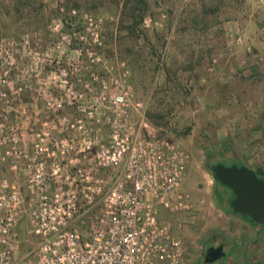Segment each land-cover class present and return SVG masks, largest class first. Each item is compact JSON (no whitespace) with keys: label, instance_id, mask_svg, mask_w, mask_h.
I'll return each mask as SVG.
<instances>
[{"label":"rangeland","instance_id":"rangeland-1","mask_svg":"<svg viewBox=\"0 0 264 264\" xmlns=\"http://www.w3.org/2000/svg\"><path fill=\"white\" fill-rule=\"evenodd\" d=\"M117 74L156 135L190 156L183 190L192 207L173 214L187 259L225 236H250L208 160L233 158L264 175V3L0 0V174L24 180L2 158L12 139L25 150L35 132L81 140L64 127L91 122L86 111L121 88ZM19 222L25 250L35 236L24 215Z\"/></svg>","mask_w":264,"mask_h":264},{"label":"built area","instance_id":"built-area-1","mask_svg":"<svg viewBox=\"0 0 264 264\" xmlns=\"http://www.w3.org/2000/svg\"><path fill=\"white\" fill-rule=\"evenodd\" d=\"M116 77L121 88L86 111L91 122L64 127L81 140L35 132L25 150L12 139L2 158L25 177L0 174V264H186L182 222L173 214L192 207L183 190L190 156L156 135L125 74ZM22 215L35 236L25 250Z\"/></svg>","mask_w":264,"mask_h":264},{"label":"water","instance_id":"water-1","mask_svg":"<svg viewBox=\"0 0 264 264\" xmlns=\"http://www.w3.org/2000/svg\"><path fill=\"white\" fill-rule=\"evenodd\" d=\"M213 178L231 190L230 207L234 214L248 217L249 222L264 225V179L246 165L221 163L210 167ZM221 251V246L210 247L207 253Z\"/></svg>","mask_w":264,"mask_h":264},{"label":"crops","instance_id":"crops-1","mask_svg":"<svg viewBox=\"0 0 264 264\" xmlns=\"http://www.w3.org/2000/svg\"><path fill=\"white\" fill-rule=\"evenodd\" d=\"M239 223L250 236H225L220 239L223 243L222 255L206 261L203 258H197L193 262L187 259L188 264H264V226L253 222Z\"/></svg>","mask_w":264,"mask_h":264},{"label":"flooded vegetation","instance_id":"flooded-vegetation-1","mask_svg":"<svg viewBox=\"0 0 264 264\" xmlns=\"http://www.w3.org/2000/svg\"><path fill=\"white\" fill-rule=\"evenodd\" d=\"M209 167H211L212 165H214V164H217L218 162H214V163H212L211 161H212V158H210L209 160ZM219 163H222V162H219ZM223 164V163H222ZM234 164V163H233ZM236 164V163H235ZM244 164V163H243ZM243 164H237V165H243ZM224 165H226V164H224ZM231 165V164H230ZM245 165V164H244ZM226 166H229L228 164L226 165ZM257 173V176L259 177V178H262V179H264V175L262 174V173H258V172H256ZM221 185V184H220ZM223 186V185H222ZM226 189H228L227 187H226ZM228 191H229V194L231 195L232 194V192H231V190L230 189H228ZM232 199V198H231ZM230 199V200H231ZM222 201H223V197H222ZM229 203H230V201H228ZM219 246H221V248H222V253H221V251H215V252H210V253H207V250L210 248V247H219ZM223 254V243H221L220 241H217V242H213V243H209V245H206V247H205V250H204V254H203V260H211V259H216V258H218L220 255H222Z\"/></svg>","mask_w":264,"mask_h":264},{"label":"trees","instance_id":"trees-1","mask_svg":"<svg viewBox=\"0 0 264 264\" xmlns=\"http://www.w3.org/2000/svg\"><path fill=\"white\" fill-rule=\"evenodd\" d=\"M140 19H142V17H140V18H138L137 19V21H140ZM231 162L230 163H228V165H230V164H233V163H236V164H243V162H237V160L236 159H233V158H231ZM223 164H225V163H223ZM227 165V164H226ZM255 172H260V173H262L261 171V168H257V169H254V168H252ZM257 174V173H256ZM216 182H218L217 180H215ZM219 183V182H218ZM220 184V183H219ZM224 188H226L225 186H223ZM231 198H233V194H231L230 195V197L228 198V201H230V199ZM228 206H229V208H230V210L232 211V209H231V207H230V203L228 202ZM233 213V212H232ZM234 214V213H233ZM237 215V214H236ZM240 216V215H239ZM241 218H243V219H246V220H248L249 221V218L248 217H242V216H240Z\"/></svg>","mask_w":264,"mask_h":264}]
</instances>
